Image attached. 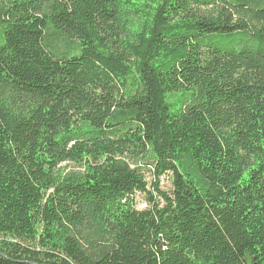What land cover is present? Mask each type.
<instances>
[{"label": "trees", "instance_id": "obj_1", "mask_svg": "<svg viewBox=\"0 0 264 264\" xmlns=\"http://www.w3.org/2000/svg\"><path fill=\"white\" fill-rule=\"evenodd\" d=\"M0 264H264V0H0Z\"/></svg>", "mask_w": 264, "mask_h": 264}, {"label": "rangeland", "instance_id": "obj_2", "mask_svg": "<svg viewBox=\"0 0 264 264\" xmlns=\"http://www.w3.org/2000/svg\"><path fill=\"white\" fill-rule=\"evenodd\" d=\"M71 167H73V166H69V169L71 168ZM72 169V168H71ZM150 173L152 174H150L151 176H153L154 174V171H150ZM167 179H168V177L166 178L165 176L164 177H162V179L160 180V182H161V186H162V188L163 189H165L166 191H169L171 188H170V184H168V181H167ZM151 180H153V177H151V179H150V181ZM136 200H137V207L139 208V209H141V208H143L142 207V205H145L144 203H145V196H143V195H138L137 196V198H136Z\"/></svg>", "mask_w": 264, "mask_h": 264}, {"label": "built area", "instance_id": "obj_3", "mask_svg": "<svg viewBox=\"0 0 264 264\" xmlns=\"http://www.w3.org/2000/svg\"><path fill=\"white\" fill-rule=\"evenodd\" d=\"M165 177L167 178V176H165ZM167 181H168V179H167ZM142 207L145 208L146 207V204L145 205H142ZM143 208H141V209H143Z\"/></svg>", "mask_w": 264, "mask_h": 264}]
</instances>
